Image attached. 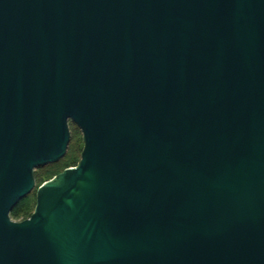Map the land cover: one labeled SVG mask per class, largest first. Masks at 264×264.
<instances>
[{"label":"water","instance_id":"1","mask_svg":"<svg viewBox=\"0 0 264 264\" xmlns=\"http://www.w3.org/2000/svg\"><path fill=\"white\" fill-rule=\"evenodd\" d=\"M0 264H264V0H0Z\"/></svg>","mask_w":264,"mask_h":264},{"label":"trees","instance_id":"2","mask_svg":"<svg viewBox=\"0 0 264 264\" xmlns=\"http://www.w3.org/2000/svg\"><path fill=\"white\" fill-rule=\"evenodd\" d=\"M72 124V123H71ZM75 126V124H72ZM76 127V126H75ZM77 128V127H76ZM78 129V128H77ZM81 144L77 146V142L75 140V134L70 135L69 144L66 150V153L57 161L48 163L44 166L35 170V177L38 180H41L45 176L51 177V173H57L64 167L70 166L75 164L76 160L78 159L77 151L80 149ZM35 204V189L28 193L26 196L21 198L12 208L10 211V215L13 218L27 217L32 212L33 207Z\"/></svg>","mask_w":264,"mask_h":264},{"label":"rangeland","instance_id":"3","mask_svg":"<svg viewBox=\"0 0 264 264\" xmlns=\"http://www.w3.org/2000/svg\"><path fill=\"white\" fill-rule=\"evenodd\" d=\"M73 124V123H72ZM71 123H69V129H70V135H72L73 136V134H75V140H76V142H77V146L79 145V144H81L80 146L82 147V140H81V132L79 131V129H77L74 125H72ZM81 147H80V149L77 151V154H78V159H79V155H80V150H81ZM78 159L76 160V162L78 161ZM75 162V163H76ZM74 165V164H73ZM39 168V167H38ZM38 168L37 169H35V170H38ZM63 169V168H62ZM61 169V170H62ZM61 170H59V171H61ZM34 174H35V171H34ZM53 174H55V173H53ZM52 173H51V175H53ZM47 177L48 176H45L44 178H42L41 180H37L36 179V184H39L40 182H42L43 180H45V179H47ZM50 177V176H49ZM36 178V177H35ZM35 189V188H34ZM33 189V190H34ZM11 216V215H10ZM11 218L12 219H14V220H21V217H19V218H13L12 216H11ZM24 218H26V217H24ZM23 219V218H22Z\"/></svg>","mask_w":264,"mask_h":264}]
</instances>
